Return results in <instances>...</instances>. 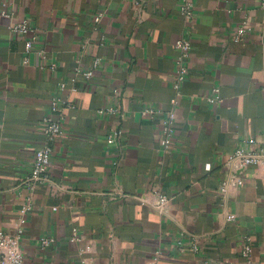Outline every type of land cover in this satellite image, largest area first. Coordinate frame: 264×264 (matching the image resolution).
Listing matches in <instances>:
<instances>
[{"label":"crops","instance_id":"crops-1","mask_svg":"<svg viewBox=\"0 0 264 264\" xmlns=\"http://www.w3.org/2000/svg\"><path fill=\"white\" fill-rule=\"evenodd\" d=\"M4 1L15 19L0 13V232L16 233L30 204L24 264H248L245 235L252 264H264V166L229 163L246 140L264 147V0H194L189 21L183 0H0V9ZM247 19L253 29L236 41ZM23 20L38 32L29 63L27 37L10 29ZM180 38L192 53L174 145L164 150ZM39 50L54 70L42 68ZM76 68L94 70L93 80ZM60 96L74 107L63 109L50 182L31 188ZM107 106L119 113L100 114ZM118 127L120 142L109 144ZM236 176L243 185L222 193ZM43 236L57 242L42 250Z\"/></svg>","mask_w":264,"mask_h":264},{"label":"built area","instance_id":"built-area-1","mask_svg":"<svg viewBox=\"0 0 264 264\" xmlns=\"http://www.w3.org/2000/svg\"><path fill=\"white\" fill-rule=\"evenodd\" d=\"M12 3L9 1H4L1 3L0 13L2 16L7 17L11 20L15 19V10L11 7ZM264 5V3H263ZM181 14L185 20H192L195 16V3L194 0H183L181 5ZM100 17H97L98 21ZM11 31L15 35H24L27 37L25 41V63H29L28 54L34 50V44L37 41L38 32L34 29L28 21H14L10 27ZM253 29L252 23L250 20L243 21L233 32V38L236 41H244L247 34H249ZM178 57L176 60V77L173 83V89L175 91V96L171 100V109L166 113V117L162 122V136H161V145L164 150H169L174 145L176 128L175 122L177 119L176 109L179 105V99L182 94L183 85L187 79L188 75V61L192 53L191 42L186 38H180L177 41ZM38 54L43 61L42 68H45V65H49L51 70L56 68V65L53 63H48V54L45 50H39ZM102 62L100 57L96 58L94 61V67H98ZM75 72L77 75L85 77L87 81H92L94 78V70H83L76 68ZM61 91L66 89V84L61 83ZM74 91L77 88H73ZM118 91L115 89L114 93ZM219 92V89H217ZM208 101L215 102L220 100V96L215 97L208 96ZM64 107H74L73 104L67 102L64 98L55 97L51 101V116H48L44 121V134L46 138L45 145L40 148L36 154L34 163L27 179V183L31 188H35L38 184H46L50 182V177L48 174V166L53 157V144L64 136L65 132L63 129V109ZM145 114L153 115L155 112L152 109H145ZM99 113L105 115L106 113L117 114L119 110L107 106L101 108ZM53 115H58L59 119L54 118ZM122 129L116 128L112 134L108 137L109 144H118L122 137ZM229 163L232 164L236 169H244L248 166H264V147L258 145L253 139L246 140L242 143L236 150L229 156ZM244 180L241 177H234L232 180L224 183L221 187V192L226 193L230 186L243 185ZM161 203L164 204L168 201V197L161 195ZM31 210L30 204L26 205L21 210V218L19 225L17 227L16 233H6L0 232V264H24L25 255L23 251V241L25 236V224L27 221V214ZM229 221L236 220L235 214L228 215ZM80 238L76 233L72 241H77ZM57 240L53 237L43 236L40 238V247L42 250L47 249L48 247L54 245ZM253 238L251 235L244 236V244L242 247V256L247 260L248 264H252V254H253ZM91 248L88 247L84 253L91 252Z\"/></svg>","mask_w":264,"mask_h":264}]
</instances>
